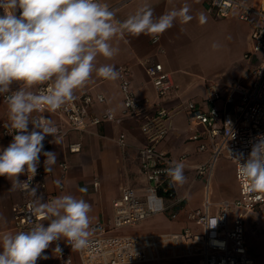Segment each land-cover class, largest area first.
I'll list each match as a JSON object with an SVG mask.
<instances>
[{"label":"built area","instance_id":"1","mask_svg":"<svg viewBox=\"0 0 264 264\" xmlns=\"http://www.w3.org/2000/svg\"><path fill=\"white\" fill-rule=\"evenodd\" d=\"M207 10L217 18H226L232 11H237L240 21L251 25V50L244 55L248 59L261 54V59L253 72L251 85H226L217 81H208L206 86V108L192 100H182L175 109L162 105L163 101L180 99L179 87L171 75L163 68L162 63L153 57H144L138 64L144 69L154 89V100L145 97L138 100L131 89L130 69L121 66L120 91L122 93V117H131L140 121V130L145 137V145L138 149L137 159L143 185L139 188L125 185L120 196L112 201V217L105 223L93 224L90 244L86 249L72 251L64 240L54 242L62 248L60 257L56 253L58 264H73L76 255L81 264H139L176 261L177 264H255L250 255L246 241V219L249 214L264 215V193L251 189L250 181L238 173V162L235 160L242 154L240 163L246 162L252 145L258 138L264 137V0L258 7L242 3L238 0H206ZM3 10L0 9V15ZM159 37L152 38L157 44ZM48 85L37 86L38 92ZM18 85L12 86L16 90ZM103 96L84 91L74 100L66 103L56 111H49L41 104L34 117L48 114L56 118L54 123L61 129L63 139L72 131L83 132L90 126H97L107 121H118L110 112L93 115L90 108L95 102H102ZM0 101L5 102L0 96ZM6 103V102H5ZM220 103V106H212ZM182 109L195 134L192 140L201 141L198 151L207 150V142L211 144L212 154L204 164L196 165L198 176L209 177L215 158L224 152L233 163L234 176L238 195L233 200H223L211 204L208 200L202 209L186 212L187 220L193 225L179 232H145L119 234L126 227H134L148 218L170 212L171 219L177 217L184 209L182 199H175L174 184L165 170L170 162L179 161L186 167L188 154L182 153L176 159L160 151L158 146L168 135V121ZM121 117V118H122ZM2 123V136L8 140L0 148L6 147L12 140L8 129ZM202 127V132L197 130ZM52 137L45 138L44 149L51 143ZM203 140V141H202ZM121 147L125 146V135L117 139ZM70 153L81 151V143L74 142L67 146ZM61 177L59 186L53 191L47 187L50 171L39 165L37 174L30 187L36 189L35 195L30 191L19 190L20 200L11 207V229L15 232L28 230L34 223H49L48 219L33 213V201L40 198L46 202L67 194L66 175L68 165L59 164ZM185 169V168H184ZM23 176L21 180H26ZM94 187L98 182L93 183ZM174 191V196L170 193ZM167 201L171 203L167 204ZM215 210L212 212L211 207ZM262 217V216H261Z\"/></svg>","mask_w":264,"mask_h":264},{"label":"crops","instance_id":"2","mask_svg":"<svg viewBox=\"0 0 264 264\" xmlns=\"http://www.w3.org/2000/svg\"><path fill=\"white\" fill-rule=\"evenodd\" d=\"M205 1L101 0L102 3L108 6L109 10L114 12L115 19L121 22L145 4L151 7L154 18H158L172 10L187 8V15L191 19L186 23H181L178 19L171 28L160 34L141 33L137 35L124 30L111 41L113 46L119 49L118 54L111 59L98 55L95 61L96 66L111 64L117 70L121 66L128 67L130 69L131 89L134 91L136 98L142 100L148 97L154 100L155 93L152 84L148 80L144 69L138 64L140 58L153 57L156 61L162 63L164 70L171 75L181 93L180 99L174 98L163 101L162 105L164 107L175 109L182 100H192L206 108L205 99L208 81L215 82L216 80L227 86L231 83H242L251 72L253 74L259 62L253 61L255 55L248 59L244 58V55L251 50V25L240 21L236 10L232 11L226 18L215 17L207 10ZM238 1L256 7L260 5V0ZM155 36L159 37L157 44L152 43V38ZM214 42L220 43L222 47L213 49L212 44ZM219 62L222 65L226 64V66H237L242 69V73L244 71L245 73L242 74L241 78H231L224 71H216ZM249 81V83L253 81V79L251 81V76ZM12 86H16V84ZM84 91H89L93 95L100 94L104 98L102 102H95L91 106V114L100 116L106 111H110L118 121H107L97 126H90L83 132L72 131L59 145L51 143L45 148V151L57 153V163L50 170L47 187L49 191L55 189L61 177L59 164L66 162L68 165L66 175L67 194L82 198L91 205L92 225L97 222L105 224L112 217V201L120 196L121 188L125 185L137 188L143 185L137 153L138 149L145 145V137L139 127L140 121L131 117H122L123 101L119 79L115 81L105 80L94 72L89 81L75 90L74 99ZM212 106L219 107L220 103H214ZM34 115L35 111L32 113V117ZM47 117L53 122L56 121V118L51 114H48ZM3 122H9L8 111L7 104L0 101V145L8 142L2 136L1 126ZM168 126V135L159 144L158 149L174 159L182 153H187L188 162L184 169L186 177L184 184H196L198 179L203 181L198 200L196 198L189 200L190 196L184 190V184L174 185L175 199L183 200L184 209L174 219H171L170 212L159 215L169 221V224L176 229L152 232H179L185 227L192 228L193 225L186 218L187 211L202 209L206 200L211 204H216L223 200H233L238 195L233 164L232 167L227 169V179L235 188V194L231 198H219L215 195V160L209 177L196 174V165L209 161L212 147L207 142V150H197V146L201 141L192 140L195 132L188 121L187 114L182 109L177 110L171 117ZM197 130L202 132V127H198ZM120 134L125 135L124 147H121L117 142ZM47 138H50V136ZM78 141L81 143V151L70 153L67 149L68 144ZM44 159L45 157L41 155L40 165L43 168ZM23 176H20V179ZM95 181L98 182L97 187L93 185ZM11 186V182L6 177L0 176V233L15 232L11 229V207L20 200V195L19 190H10ZM82 189L84 191H81ZM169 203L171 201H167V204ZM210 210L213 212L215 208L212 206ZM53 249L54 245L52 244L44 253L48 256V259H38L36 264H52L51 260L56 261L58 264ZM248 251L255 259V264L256 261L264 264V258L257 259L256 253L258 251L256 248L250 246ZM73 264H81L76 255H73ZM139 264H177V262L164 261Z\"/></svg>","mask_w":264,"mask_h":264},{"label":"clouds","instance_id":"3","mask_svg":"<svg viewBox=\"0 0 264 264\" xmlns=\"http://www.w3.org/2000/svg\"><path fill=\"white\" fill-rule=\"evenodd\" d=\"M0 96L7 104L4 125L11 142L0 148V176L11 182L10 190L30 191L40 165L48 172L57 163V153L44 150V140L59 145L63 133L48 117H32L41 104L56 111L74 99V92L92 77L115 81L120 71L111 64L96 66L98 55L111 59L119 49L111 41L120 32L160 34L179 19L188 22L187 8L172 10L154 18L151 7L141 6L125 21L101 0H0ZM222 45L212 44L213 49ZM18 85L16 90L12 85ZM48 85L38 92L32 89ZM31 126V128H30ZM238 173L250 181L251 189L264 193V137L258 138ZM184 164L172 161L165 170L174 185L186 182ZM27 176L21 180L20 176ZM59 186V182H57ZM81 191H84L83 189ZM34 215L49 223H34L15 234L0 233V264H36L54 242L64 240L72 251L86 249L92 233L91 205L82 198L61 194L42 202L35 198ZM59 244L53 252L62 255Z\"/></svg>","mask_w":264,"mask_h":264},{"label":"rangeland","instance_id":"4","mask_svg":"<svg viewBox=\"0 0 264 264\" xmlns=\"http://www.w3.org/2000/svg\"><path fill=\"white\" fill-rule=\"evenodd\" d=\"M261 57V54L253 56V61L258 63ZM216 71H224L225 74L231 78H241L242 74L245 73V71L242 73V69L237 66H226V64L222 65L220 62L218 63ZM246 71H248V69H246ZM250 76L252 81L253 74L251 72L242 81V83H231L230 85L242 84L245 86H249L251 85V83H249ZM247 83H249V85H247ZM232 164L233 163L227 158L224 152L220 153L215 159V195L219 198H231L235 194V188H233L232 183L227 179V169L228 167H232ZM202 181L203 180L198 179L196 184H184V190H186L190 196L189 200L193 198H196V200H198ZM175 229L176 228L169 224V221L165 220V218L158 214V216H152L134 227L123 228L117 233L134 234ZM12 233L15 234V232L13 231ZM246 241L249 248L251 246L252 248H256V250L258 251V253H256V257L258 260L260 258H264V215H260L259 213H252L248 215L246 219ZM53 261L54 260H51L50 262H52V264H57L56 261ZM256 264L262 263L256 261Z\"/></svg>","mask_w":264,"mask_h":264},{"label":"trees","instance_id":"5","mask_svg":"<svg viewBox=\"0 0 264 264\" xmlns=\"http://www.w3.org/2000/svg\"><path fill=\"white\" fill-rule=\"evenodd\" d=\"M170 193H171V194L174 196V191H172V190H171V192H170Z\"/></svg>","mask_w":264,"mask_h":264}]
</instances>
